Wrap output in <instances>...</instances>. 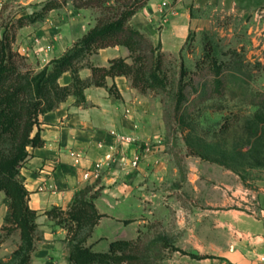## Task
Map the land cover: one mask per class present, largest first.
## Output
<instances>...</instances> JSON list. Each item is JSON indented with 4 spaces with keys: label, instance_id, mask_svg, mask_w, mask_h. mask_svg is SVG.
Returning <instances> with one entry per match:
<instances>
[{
    "label": "crops",
    "instance_id": "obj_1",
    "mask_svg": "<svg viewBox=\"0 0 264 264\" xmlns=\"http://www.w3.org/2000/svg\"><path fill=\"white\" fill-rule=\"evenodd\" d=\"M50 1L0 0V9L21 8L20 18ZM164 1L145 0L129 21L154 44L161 43L164 53L178 54L192 32L210 30L233 15L255 20L251 54L263 59L259 16L264 15V0H169L163 8ZM98 14L94 7L76 8L68 1L43 20L19 28L14 49L39 70L93 28ZM47 45L52 49L46 50ZM129 56L124 46L100 49L84 61L80 76L91 80L90 65L109 67L113 59L131 64ZM59 82L70 85L71 73L65 72ZM85 97L79 105L70 96L39 118L44 145L30 148L21 170L31 209L39 214L53 207L67 210L79 191L101 189L94 203L103 217L87 240L95 251L107 252L116 240L145 238L153 227L161 232L164 250L172 251V264H264V179L247 187L231 170L204 164L185 181L178 179L172 158L165 154L161 102L135 88L130 77H107L106 86L88 87ZM113 132L134 136L137 142L122 144ZM109 153L112 160L105 158ZM76 154L83 156L80 164ZM96 163L103 165L98 175ZM86 172L89 179H84ZM65 237L62 229L46 234L45 240L37 235L43 244L36 242L31 264H70L69 251L60 242Z\"/></svg>",
    "mask_w": 264,
    "mask_h": 264
},
{
    "label": "trees",
    "instance_id": "obj_2",
    "mask_svg": "<svg viewBox=\"0 0 264 264\" xmlns=\"http://www.w3.org/2000/svg\"><path fill=\"white\" fill-rule=\"evenodd\" d=\"M77 8L105 6L103 0H72ZM61 3L50 1L33 14L18 18L17 23L0 27V193H4L9 204L4 231L14 228L20 230L21 245L14 252L16 264H29L37 242L39 212L29 206V191L25 186L22 168L31 156L30 148L44 145L39 118L55 109L70 96L76 97L77 104L86 102L85 90L90 86H106L107 77L127 76L135 88L141 92H168L169 83L162 70L163 53L161 44L156 46L144 33L133 28L129 21L143 6H127L114 18L97 21L79 41L60 58L52 60L39 70L25 64V56L14 49L16 31L23 26L36 23L45 18L46 13L61 7ZM111 5V4H110ZM106 8H112L106 6ZM44 13V14H43ZM124 46L129 49L131 64L126 59L110 61L109 67L90 65L93 72L91 80H83L80 70L84 61L100 49ZM210 59L214 76V94L222 96L224 91L222 72L224 65L218 61L214 52L205 56ZM200 67V63L197 65ZM65 72L72 75V83L63 86L59 79ZM191 73L181 64L180 80L175 93L176 115L186 104L192 103L191 96L197 95L198 87L193 83ZM114 92V88H111ZM87 187L79 191L69 209L53 207L44 214L65 227L72 245L68 260L70 264H130L136 257L129 253L132 242L116 240L107 252H99L87 245L95 226L103 217L96 208L94 199L100 195ZM182 254H189L173 247ZM193 258L197 255L189 254ZM0 264H4L0 261Z\"/></svg>",
    "mask_w": 264,
    "mask_h": 264
},
{
    "label": "rangeland",
    "instance_id": "obj_3",
    "mask_svg": "<svg viewBox=\"0 0 264 264\" xmlns=\"http://www.w3.org/2000/svg\"><path fill=\"white\" fill-rule=\"evenodd\" d=\"M53 1L61 3L63 0ZM103 1L105 6L94 7L99 12L97 21L112 19L124 7H136L145 0ZM20 11L21 8L5 6L0 9L1 31L5 25L17 23L16 15ZM259 19L260 30H263L264 15L261 14ZM254 21L251 17L227 15L219 19L210 30L192 32L178 54L164 53L162 45L158 49L164 55L162 70L168 79V92L146 93H151L161 102L165 154L172 158L178 170V179L182 181L203 164L231 170L247 187H253L264 179V55L263 59L258 60L251 54L252 38L255 36ZM209 51L214 52L218 61L224 65L222 96L213 93V68L210 59L205 57ZM182 63L191 73L190 77L199 92L191 96L193 102L186 104L176 115L175 93ZM199 63L200 67L197 66ZM25 64L32 67L26 60ZM166 206L168 208V204ZM9 212L5 194L0 193V261L16 264L14 252L22 241L19 229L14 228L10 232L3 230L5 225L11 227L7 222ZM37 221L38 238L45 240L46 234L64 230L66 237L60 242L70 253L72 243L65 227L58 226L55 220L45 214H40ZM160 234L159 229L151 227L148 236L132 242L129 253L136 258L130 264H172V251L164 250L165 242L161 240ZM42 244L43 241L37 242L39 246Z\"/></svg>",
    "mask_w": 264,
    "mask_h": 264
},
{
    "label": "built area",
    "instance_id": "obj_4",
    "mask_svg": "<svg viewBox=\"0 0 264 264\" xmlns=\"http://www.w3.org/2000/svg\"><path fill=\"white\" fill-rule=\"evenodd\" d=\"M168 4H169V0H165L162 3V7L166 8L168 6ZM35 43H39V39H35ZM50 49H52V45H47L46 46V50H50ZM113 134L117 135L119 142L122 143V144H132V143H136L137 142V138L134 137V136H129V135H125V134H119V133H114V132H113ZM100 146L102 147V145H100ZM82 158H83V156L80 155V154L74 155V159H75V162L77 164H80ZM105 158L108 159V160H112L113 159L112 153H109L108 155H106ZM139 160H140V157L137 156L133 160L132 165L133 166H137ZM102 166L103 165L101 163H96V165H95L96 175L99 174V171L102 168ZM83 176H84V179H89L91 177V174H90V172H86ZM216 264H227V263L223 262V261H220V262H217Z\"/></svg>",
    "mask_w": 264,
    "mask_h": 264
}]
</instances>
